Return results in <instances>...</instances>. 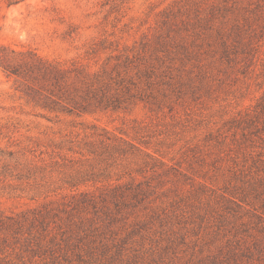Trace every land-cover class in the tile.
Listing matches in <instances>:
<instances>
[{"label": "rangeland", "instance_id": "obj_1", "mask_svg": "<svg viewBox=\"0 0 264 264\" xmlns=\"http://www.w3.org/2000/svg\"><path fill=\"white\" fill-rule=\"evenodd\" d=\"M104 1L0 0L7 61L32 50L93 75L126 52L138 96L120 109L52 111L42 103L50 80L10 74L0 61V148L49 164L67 140H142L155 166L119 174L122 189L141 182L146 194L114 198L116 170L113 185L77 190L54 177L47 197L2 177L0 213L46 204L53 215L43 227L0 228V252L12 264H264V0ZM102 39L112 49L88 59ZM86 189L95 202L83 210L73 195Z\"/></svg>", "mask_w": 264, "mask_h": 264}, {"label": "trees", "instance_id": "obj_2", "mask_svg": "<svg viewBox=\"0 0 264 264\" xmlns=\"http://www.w3.org/2000/svg\"><path fill=\"white\" fill-rule=\"evenodd\" d=\"M3 1L7 5H12L25 0ZM123 2L125 0H105L104 4H112L116 7L117 4ZM111 49L112 43L109 44L102 39L99 42H93L85 53L88 59H93L99 53ZM114 51H117V49L112 50V52ZM111 58L115 60L111 68H109L108 62H103L101 68L93 75L85 73L83 64L78 60L71 61L68 66L59 61L44 59L32 50L26 51L21 62L7 61L4 54L0 56V61L10 74L36 81L50 80L51 87L46 88V94L42 102L43 106L52 111L62 109L73 112L74 110L87 111L93 108H125L128 103H132L134 99H137L138 96L130 92V85H135L131 77V71L133 65H135V55L117 52L110 54L107 60ZM99 60H95L96 64ZM140 71L138 70L137 74ZM124 92L128 93V96L123 94ZM67 141L66 153H62V150L66 148L61 145V142L55 144V148L59 150L57 155H54L53 152L49 154V159H52L49 164L44 157H40L38 160L27 159L26 162H21L14 158L13 151H5L0 148V178L10 179L8 183L10 185L13 183L11 180L19 182L17 184L23 186L22 190L33 191L34 196L38 193L46 194L47 197L49 196L48 193L56 190L52 189L54 177L63 182L58 188L71 187L77 190L82 184L87 185L90 181L95 185L104 181H107L109 185H113L112 176L116 170L114 173L117 175L116 185L112 191L114 198L119 195L138 199L146 194L144 188L141 187V182L137 185L129 183L126 189H122L125 184L122 183L124 175L119 174V171H121L124 174L131 175L134 171L144 172L147 167L151 166L153 168L155 166L153 162L156 159L144 141L141 140L135 143L108 132H100L96 139H71ZM131 161L137 164L135 170L128 166ZM77 194L81 196L78 202L82 204L83 210L94 201V197H92L94 195L90 196V191L87 189L75 193L73 197ZM232 200L229 201L232 202ZM115 204L119 210L121 202L117 201ZM122 204H125V202ZM52 211L53 208L45 204L41 209L17 215L0 213V228H22L25 225L30 228L37 224L43 227L46 225L48 218L53 215ZM8 257L9 254L6 255L5 252H0V264H12L11 259Z\"/></svg>", "mask_w": 264, "mask_h": 264}]
</instances>
